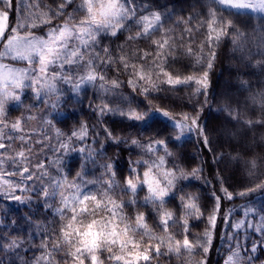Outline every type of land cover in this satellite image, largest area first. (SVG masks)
<instances>
[{
  "label": "snow or ice",
  "instance_id": "1",
  "mask_svg": "<svg viewBox=\"0 0 264 264\" xmlns=\"http://www.w3.org/2000/svg\"><path fill=\"white\" fill-rule=\"evenodd\" d=\"M199 9L184 15L154 0H0V201L43 210L0 219V264H209L222 197L212 193L207 226L193 234L190 220L204 217L200 198L181 195L169 205L178 182L203 179V168L173 163L169 145L195 134L216 164L242 165L249 175L264 164V89L253 91L245 73L235 96L220 94L222 119L212 130L233 150L216 152L201 121L226 41L240 64L259 69L251 75L264 77V0H206ZM179 62L190 66L186 74L174 70ZM181 88L192 112L153 103L155 94ZM90 90L97 124L81 121L68 134L55 128L53 113L83 106ZM108 117L139 130L117 135ZM109 141L130 153L124 174L106 158ZM73 153L80 158L74 175ZM221 190L229 201L264 195V180ZM223 222L229 230L220 235L217 264H256L264 207L245 206L238 220L229 210Z\"/></svg>",
  "mask_w": 264,
  "mask_h": 264
},
{
  "label": "rangeland",
  "instance_id": "2",
  "mask_svg": "<svg viewBox=\"0 0 264 264\" xmlns=\"http://www.w3.org/2000/svg\"><path fill=\"white\" fill-rule=\"evenodd\" d=\"M154 3L161 5V6L171 5L177 9L178 13L187 15L190 11L200 10L199 5L206 3V0H154ZM193 5H197V7L193 9L192 7ZM227 43H228L227 53L229 56L228 62H227L228 67L239 65L240 69L242 70V73H246V75L244 76V79L250 80L253 91L264 89V83H258V79L264 80V77H256L254 75H251V73L259 72V69H253L251 67L246 68L242 64H240L238 54L234 56L233 53L231 52V43L228 41ZM239 74L240 73H235V76L238 77ZM230 79L231 77L228 74H225L223 77H221V80H219V83H220L219 91L214 92L215 98L212 99V102H211L212 109L214 112H217L216 109L221 104L222 98L220 94L222 92L230 91L233 94V96H235L236 94L237 88L231 83ZM125 91H127L126 88H125ZM162 93L163 92L158 93V94L162 95ZM170 93L174 95H179V96H181V93L187 95V90L181 88L178 92H170ZM245 95H247V93H245ZM81 99H83V106L72 102V103H68L67 105H65V108H66L65 111H61L59 113H53V115L55 116V120L53 121L55 128H59L62 132H64L65 134H68L73 130V128L78 127L81 121L86 122L85 117L81 118L80 116H77L76 119L74 118L70 120L68 119L69 122L68 120L67 121L65 120V117L67 116V112H69L71 108L76 113H79L78 115H82V109H84V107L88 105V101L89 99H91V90L89 91L88 97L82 96ZM27 103H29V100L25 98V104ZM11 108L12 106L10 105V109ZM22 111H23V108H21L19 111L11 110L9 119H15L17 116L21 114ZM33 111L35 112L37 110L34 109ZM87 111L90 113L92 110L88 108ZM219 114L222 116L221 113ZM25 115H27V113H25ZM57 121H60V122H57ZM30 123L32 127H37V124H38L37 121H33ZM165 126L167 128V124H165ZM167 131L170 132V129H168ZM148 133L152 134V130H149ZM49 134L54 136L55 135L54 130H52ZM96 147H99V145L97 144ZM213 148L215 149L216 152L220 151L218 150L219 148L214 144H213ZM224 151L227 152L228 150H224ZM70 159L72 162L73 175H74L75 171L78 169L80 158L77 153H73ZM214 165H215L216 176H217V189L219 190L223 198H224V193L221 190L222 186L224 188H227L228 191L230 192L237 193L239 191L244 190L247 187H252L256 183H259L260 181L264 180V164L261 165V167L257 170L256 174L254 175H249L242 165H233V164H224V163L216 164L215 162H214ZM191 180L193 182V185H188L189 183L185 185L182 189L180 196L186 195V194H195L200 198L199 202L202 205V208L204 210V217L200 220H195V219L190 220L191 232L193 234H196V233L202 232L205 228L204 225L205 224L207 225L208 212L214 203V198L211 192V188H208L207 190V188L203 186L204 184H206L205 181H203V179H191ZM207 191H208V196H206ZM203 193L205 194L206 198L203 197L204 196ZM224 200H226L229 203L225 214H227L229 210H232L233 220H238V219L243 218V211H244L245 206H255L257 209L264 207V197H259L257 193H254L253 195L249 197L236 196L231 201H229L226 198H224ZM173 205L174 207L178 206L175 202L173 203ZM28 212H34L37 214V216H39L41 215L43 210L40 209L38 211L36 208H33L30 205H20L15 202L0 201V219H5L10 222L11 219L23 217ZM223 225H224L223 231L229 230L227 226L224 224V222H223ZM17 231L27 232L28 229L26 227L17 228ZM38 242L39 241L37 238V243ZM256 255L259 257L260 255L259 251L257 252ZM27 256L31 257L32 252L28 251ZM261 262H264V256L263 258L257 260L256 264H261ZM172 264H176V261L173 260Z\"/></svg>",
  "mask_w": 264,
  "mask_h": 264
},
{
  "label": "trees",
  "instance_id": "3",
  "mask_svg": "<svg viewBox=\"0 0 264 264\" xmlns=\"http://www.w3.org/2000/svg\"><path fill=\"white\" fill-rule=\"evenodd\" d=\"M14 15V14H13ZM123 39V37H121ZM119 43V41H117ZM228 43L227 41L222 44L219 55L217 57V60L215 62V66L212 69L210 73V89H209V100L210 105L206 106L204 108V112L201 115V121L205 122L207 124V130L211 136V138L214 141V145H216L219 149L218 150H228L232 151V148H229V146L225 143L217 144L215 134L212 132V130L218 125L219 120L222 119V116L214 112L212 109V93L218 92L220 88L219 80H221V77H223L225 74H228L231 79V83L238 88V80L237 76H235V73H242V70L240 69L239 65H235L233 67H228ZM175 71L187 73L190 70V66H187V62H179L173 66ZM228 71V72H227ZM246 74V73H245ZM125 88L127 91H130V89L127 88V85H125ZM159 98L155 99L153 101L154 104L159 105L161 107L170 108L175 112H192L193 111V103L194 101H190L188 98V95L182 94L174 95L170 92H163L162 95L155 94ZM138 99H143L142 97H138ZM200 100L203 101V97H200ZM71 106V105H70ZM143 107L146 109L148 107V102L145 100L143 101ZM88 106H85L84 109H82V115H78L79 113H76L72 108L69 112H67V116L65 117V120L68 119H76L77 116H80L81 118L85 117V121L89 124V126L96 125L97 120L95 114L91 111L90 113L87 111ZM84 115V116H83ZM159 118V117H158ZM161 119V118H159ZM68 120V122H69ZM165 124H167L166 121ZM106 123L109 127L113 129V131L120 136L128 137L129 135H136L137 131L139 129L137 128H128L127 124L130 122L124 121L121 122L119 117H108L106 118ZM99 127V125H97ZM145 135H151L148 132L145 133ZM170 150L175 154L172 158L173 163L178 164L180 167H183L187 171H191L192 168L197 166H202L203 168V181L207 180L208 183L204 184L203 186L205 188H211V192H215L216 195H219L222 197L221 200V213L220 217L217 220V228L214 235L213 240V249L210 252V259L209 264H217V261L220 260V256L217 255L216 248L222 247L220 235L223 232V217L225 215V212L228 208V202L224 200L223 196L217 189V176H216V170L214 165V159L211 152H209L207 149L203 147L202 139L198 140L195 134H192L190 137H185L179 142H173L169 145ZM233 148H235V145H233ZM243 150V149H241ZM105 151H106V158H112L114 161H116V165L118 170L121 174H124L127 172V166H128V160L130 153L128 150L124 148L123 145L120 147H117L115 144L111 143L110 141L105 144ZM264 154V153H262ZM131 159L135 160L137 159V156L135 154V150H133V154L131 155ZM171 166V165H169ZM189 183V184H188ZM193 185V182L191 179L183 180L178 182L177 185V191L175 192V198L171 201L169 207H174L173 203L175 202L177 205H179V198L180 194L182 192V189L185 185ZM180 190V192H179ZM204 194V193H203ZM259 197H264V195H261L257 193ZM206 196H208V191ZM204 194V198H206ZM207 226L206 224L204 225ZM259 259L263 258L264 252L259 251Z\"/></svg>",
  "mask_w": 264,
  "mask_h": 264
}]
</instances>
